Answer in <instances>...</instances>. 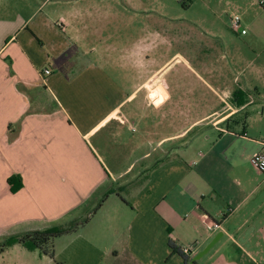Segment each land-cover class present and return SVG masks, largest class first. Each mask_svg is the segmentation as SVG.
<instances>
[{"label": "crops", "instance_id": "obj_1", "mask_svg": "<svg viewBox=\"0 0 264 264\" xmlns=\"http://www.w3.org/2000/svg\"><path fill=\"white\" fill-rule=\"evenodd\" d=\"M175 2L0 0V243L37 231L7 235L15 227L83 210L86 217L73 224L89 221L63 236L72 237L63 248L70 260L93 255V264H184L171 254L170 240L189 250L187 264H223L216 247L230 211L219 223L213 203L239 197L242 211L248 195L241 185L230 188L209 137L187 136L227 121L236 101L204 79L207 90L200 92L193 81L165 76L183 58L158 61V51L182 45L185 69L196 74L191 64L213 71L197 57L213 46L197 45L196 35L225 46L212 29L170 15ZM12 176L21 179L15 193ZM112 196L119 201L107 202ZM213 224L221 229H209Z\"/></svg>", "mask_w": 264, "mask_h": 264}, {"label": "rangeland", "instance_id": "obj_2", "mask_svg": "<svg viewBox=\"0 0 264 264\" xmlns=\"http://www.w3.org/2000/svg\"><path fill=\"white\" fill-rule=\"evenodd\" d=\"M177 1L180 4L175 2L171 6L172 9L168 8L167 12L170 15L179 14L182 21H191L192 25L197 23L212 29L221 37L225 46L217 44L215 39L196 35L197 45L211 44L213 46L210 53L205 52L204 48L197 49V57L207 59L213 71L205 73L191 64L196 74H191L185 69L182 61H187L188 58L186 49L182 45H174L168 50L165 48L163 51H158V61L166 62L171 58L173 61L175 54L183 58L182 61L171 64L165 76L170 79L178 77L180 82L184 83L187 80L193 81L195 89L200 92L207 90L201 83V79H204L220 97L224 98L223 93L227 92V100L236 101V104H233L235 111L227 121L225 119L221 123L210 125L202 129L203 132L199 127L190 131L187 136V139L193 135L201 139L199 133H203L204 138L209 137L210 145L222 156L220 161L217 160V166L222 174H226L230 188L232 184L236 188L241 185L244 194L248 195L243 203L242 211L239 208L236 210L239 197H229L213 203V206L219 209V223L221 216L228 215L230 211L227 223L222 225L224 235L216 249L220 248L222 251L223 264H251V259L254 258L264 264V221H257L258 217L264 218V185L257 188L264 182V174L250 163V159L262 151L261 146L264 148V0ZM235 16L239 17L242 29L246 32L242 36L236 35L230 28V19ZM168 24L165 22V26ZM221 55L222 60L219 59ZM199 116L193 115L190 118L196 119ZM168 129H165V133L175 132L176 126ZM256 172L261 174L258 182ZM119 199L118 196L117 198L112 196L107 202H118ZM40 201H42L41 196L38 194L37 203ZM44 202L47 201L44 200ZM95 202L96 195L91 197L84 210ZM58 203L59 196H56L53 204ZM259 205L262 206L260 209ZM253 210H258L259 213L251 219L250 213ZM84 215L86 214L83 210H78L73 215L58 214L53 218L15 227L7 232V235L11 232H14L13 235L21 234L29 228L37 231L69 228L73 225V219L85 218ZM246 217L249 219L248 223L243 224ZM219 229H221L220 226ZM71 238L61 237L54 240L52 254L39 249L28 252L21 245L16 244L6 249L0 256V264H93L95 261L93 255H83V257L76 255L70 260V254L65 250ZM228 252L233 255V258H224L223 254ZM211 254L205 255L200 260L207 261ZM106 264H117V262L109 261Z\"/></svg>", "mask_w": 264, "mask_h": 264}, {"label": "trees", "instance_id": "obj_3", "mask_svg": "<svg viewBox=\"0 0 264 264\" xmlns=\"http://www.w3.org/2000/svg\"><path fill=\"white\" fill-rule=\"evenodd\" d=\"M20 181L21 179L14 176L8 179V184L12 193L18 191L21 183ZM103 202L104 200L99 203V205L94 209L92 214L98 211ZM88 221L89 218L85 219L82 222L74 223L69 228H50L42 231L28 232L19 236L9 237L0 243V254L3 253L6 249L16 244L21 245L28 251H34L39 249L44 250L45 253L47 252L52 254L54 240L74 233L79 227L83 226ZM168 246L171 249V254L178 255L183 260L184 264H187V262L189 261V252H184L181 248L177 247L170 240L168 241ZM192 264L195 263L193 262Z\"/></svg>", "mask_w": 264, "mask_h": 264}, {"label": "built area", "instance_id": "obj_4", "mask_svg": "<svg viewBox=\"0 0 264 264\" xmlns=\"http://www.w3.org/2000/svg\"><path fill=\"white\" fill-rule=\"evenodd\" d=\"M230 28L234 33L244 35L246 32L244 29H242L240 19L238 16H235L230 19ZM44 75L48 76L50 74L49 70H44ZM251 165L258 170L260 173L264 174V153H259L255 156H253L250 159ZM218 224H213L209 227V229L218 228ZM184 252H189V250H183Z\"/></svg>", "mask_w": 264, "mask_h": 264}, {"label": "water", "instance_id": "obj_5", "mask_svg": "<svg viewBox=\"0 0 264 264\" xmlns=\"http://www.w3.org/2000/svg\"><path fill=\"white\" fill-rule=\"evenodd\" d=\"M216 242V240H213L206 248L205 250L201 253V256L204 255L205 253H207L209 251V249L214 245V243Z\"/></svg>", "mask_w": 264, "mask_h": 264}]
</instances>
